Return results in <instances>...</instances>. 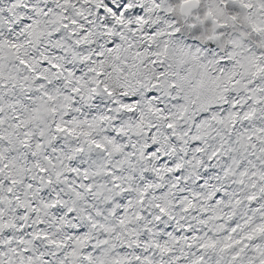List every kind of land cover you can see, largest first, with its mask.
Segmentation results:
<instances>
[{"label": "snow or ice", "instance_id": "1", "mask_svg": "<svg viewBox=\"0 0 264 264\" xmlns=\"http://www.w3.org/2000/svg\"><path fill=\"white\" fill-rule=\"evenodd\" d=\"M0 264H264V0H0Z\"/></svg>", "mask_w": 264, "mask_h": 264}]
</instances>
